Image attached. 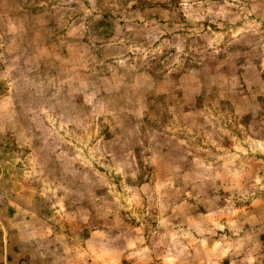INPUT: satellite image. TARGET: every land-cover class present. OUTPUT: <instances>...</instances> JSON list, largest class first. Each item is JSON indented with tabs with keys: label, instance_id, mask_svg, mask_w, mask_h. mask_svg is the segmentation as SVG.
Listing matches in <instances>:
<instances>
[{
	"label": "rangeland",
	"instance_id": "1",
	"mask_svg": "<svg viewBox=\"0 0 264 264\" xmlns=\"http://www.w3.org/2000/svg\"><path fill=\"white\" fill-rule=\"evenodd\" d=\"M0 224V264H264V0H0Z\"/></svg>",
	"mask_w": 264,
	"mask_h": 264
},
{
	"label": "crops",
	"instance_id": "2",
	"mask_svg": "<svg viewBox=\"0 0 264 264\" xmlns=\"http://www.w3.org/2000/svg\"><path fill=\"white\" fill-rule=\"evenodd\" d=\"M0 231L2 232V236H0V242L4 243L5 237H8L9 234H5L4 230H3V226L0 224ZM20 246L24 247V243H20ZM26 260L29 259V257H24Z\"/></svg>",
	"mask_w": 264,
	"mask_h": 264
}]
</instances>
